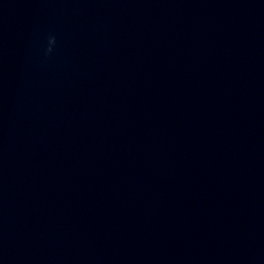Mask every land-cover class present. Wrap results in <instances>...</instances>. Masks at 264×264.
<instances>
[{"label":"water","instance_id":"95a60500","mask_svg":"<svg viewBox=\"0 0 264 264\" xmlns=\"http://www.w3.org/2000/svg\"><path fill=\"white\" fill-rule=\"evenodd\" d=\"M0 264H264V0H0Z\"/></svg>","mask_w":264,"mask_h":264},{"label":"clouds","instance_id":"9594fccd","mask_svg":"<svg viewBox=\"0 0 264 264\" xmlns=\"http://www.w3.org/2000/svg\"><path fill=\"white\" fill-rule=\"evenodd\" d=\"M50 41H51L52 43L55 42V41H54V38L50 39ZM49 51H51V48H49Z\"/></svg>","mask_w":264,"mask_h":264}]
</instances>
